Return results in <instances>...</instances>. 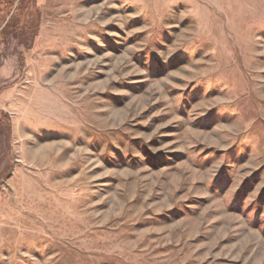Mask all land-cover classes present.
Masks as SVG:
<instances>
[{
	"label": "rangeland",
	"instance_id": "rangeland-1",
	"mask_svg": "<svg viewBox=\"0 0 264 264\" xmlns=\"http://www.w3.org/2000/svg\"><path fill=\"white\" fill-rule=\"evenodd\" d=\"M25 3L0 264H264V0Z\"/></svg>",
	"mask_w": 264,
	"mask_h": 264
},
{
	"label": "trees",
	"instance_id": "trees-1",
	"mask_svg": "<svg viewBox=\"0 0 264 264\" xmlns=\"http://www.w3.org/2000/svg\"><path fill=\"white\" fill-rule=\"evenodd\" d=\"M15 1L16 0H0V31H2V34L12 32L15 37H18L19 42L26 43L27 39L21 38L23 32L24 35H26L25 32H27L23 31V28H28L26 27L28 24H30L29 27L31 29L35 26L33 23L31 24L30 21L22 18L26 14L25 0H18L16 6L13 7ZM28 46H30V43Z\"/></svg>",
	"mask_w": 264,
	"mask_h": 264
}]
</instances>
